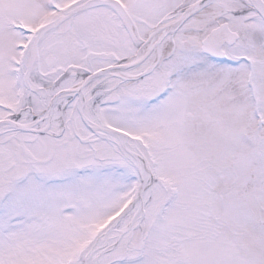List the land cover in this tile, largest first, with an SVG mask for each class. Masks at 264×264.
I'll use <instances>...</instances> for the list:
<instances>
[{
  "label": "snow or ice",
  "instance_id": "6c2138e0",
  "mask_svg": "<svg viewBox=\"0 0 264 264\" xmlns=\"http://www.w3.org/2000/svg\"><path fill=\"white\" fill-rule=\"evenodd\" d=\"M0 264H264V0H0Z\"/></svg>",
  "mask_w": 264,
  "mask_h": 264
}]
</instances>
